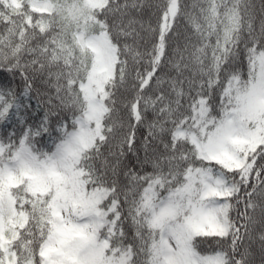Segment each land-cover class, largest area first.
I'll list each match as a JSON object with an SVG mask.
<instances>
[{"label":"snow or ice","instance_id":"snow-or-ice-1","mask_svg":"<svg viewBox=\"0 0 264 264\" xmlns=\"http://www.w3.org/2000/svg\"><path fill=\"white\" fill-rule=\"evenodd\" d=\"M0 264H264V0H0Z\"/></svg>","mask_w":264,"mask_h":264},{"label":"trees","instance_id":"trees-1","mask_svg":"<svg viewBox=\"0 0 264 264\" xmlns=\"http://www.w3.org/2000/svg\"><path fill=\"white\" fill-rule=\"evenodd\" d=\"M256 2L258 3V0H256Z\"/></svg>","mask_w":264,"mask_h":264}]
</instances>
